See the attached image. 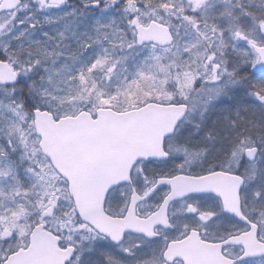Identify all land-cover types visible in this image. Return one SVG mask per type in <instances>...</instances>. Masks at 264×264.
I'll return each instance as SVG.
<instances>
[{"label":"snow or ice","instance_id":"1","mask_svg":"<svg viewBox=\"0 0 264 264\" xmlns=\"http://www.w3.org/2000/svg\"><path fill=\"white\" fill-rule=\"evenodd\" d=\"M0 264H264V0H0Z\"/></svg>","mask_w":264,"mask_h":264}]
</instances>
